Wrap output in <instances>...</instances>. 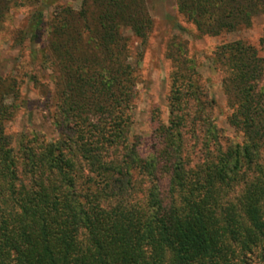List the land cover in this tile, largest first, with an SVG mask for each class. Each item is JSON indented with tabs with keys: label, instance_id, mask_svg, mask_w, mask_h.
<instances>
[{
	"label": "trees",
	"instance_id": "obj_1",
	"mask_svg": "<svg viewBox=\"0 0 264 264\" xmlns=\"http://www.w3.org/2000/svg\"><path fill=\"white\" fill-rule=\"evenodd\" d=\"M85 1V0H84ZM113 0L111 1L112 5ZM119 4H122L119 2ZM31 6L26 31L54 67L57 138L6 130L17 97L0 77V264H264V58L241 39L210 57L222 73L242 139L214 123L196 59L170 41L173 66L165 122L143 148L131 133L138 65L128 26L145 41L144 0L99 17L63 8L46 19L38 0H0V30L12 9ZM200 35L248 27L264 0H176ZM115 8V9H114ZM114 9V11H113ZM116 10V11H115Z\"/></svg>",
	"mask_w": 264,
	"mask_h": 264
},
{
	"label": "rangeland",
	"instance_id": "obj_2",
	"mask_svg": "<svg viewBox=\"0 0 264 264\" xmlns=\"http://www.w3.org/2000/svg\"><path fill=\"white\" fill-rule=\"evenodd\" d=\"M111 1L38 0V4L44 5L45 17L50 22L53 14L63 8L72 9L79 17L83 12L94 18L103 15L107 7H117V4V14L120 15L124 10L120 7L132 0H113L112 5ZM144 2L152 20L145 41L135 36L128 26L121 29L123 34L131 38V56L128 60L132 65H138L139 75L137 95L131 108V133L140 135L143 148H147L153 128L159 122L167 121V96L173 66L166 56V49L170 41H180L185 44L188 55L195 57L200 83L207 97L214 100L211 112L214 123L225 135L241 140V133L236 132L228 123L232 108L222 89V73L213 67L210 57L218 45L241 39L254 45L264 58V13L255 16L248 27L221 35H200L194 24L178 12L176 0ZM31 10V6L12 9L4 28L0 30V77L14 80L18 91L14 99L12 95L5 98V103L15 106L11 119L6 123V130L14 135L16 144L22 134L31 137L33 133H39L49 141L57 138L53 122L56 110L53 98L56 72L52 65L44 61L48 52V33L52 28L49 24L41 43H31L26 31ZM261 85L264 87V78Z\"/></svg>",
	"mask_w": 264,
	"mask_h": 264
}]
</instances>
